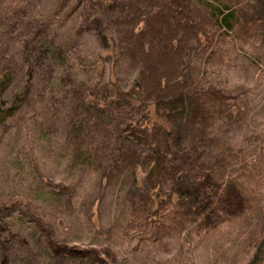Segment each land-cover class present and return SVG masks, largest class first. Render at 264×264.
Masks as SVG:
<instances>
[{
  "label": "rangeland",
  "instance_id": "rangeland-1",
  "mask_svg": "<svg viewBox=\"0 0 264 264\" xmlns=\"http://www.w3.org/2000/svg\"><path fill=\"white\" fill-rule=\"evenodd\" d=\"M222 9L230 11L233 29L221 24ZM164 12L173 23L153 46ZM119 32L132 37L128 57L164 105L204 81L240 95L216 105L208 119L218 142L204 160L218 180L242 189L250 206L243 215L211 228L195 204L186 207L189 201L174 195L162 207L172 236L164 242L136 238L127 218L142 189L131 160L115 163L121 154L115 142L96 170L75 161L76 133L66 123L93 100L114 97L110 45ZM175 36L182 39L175 61L180 70L159 67L161 44ZM54 40L62 52L51 70ZM4 70L9 79L0 84V105H10L15 93L23 101L0 120V264H264V0H0ZM129 74L117 75L126 84L118 104L134 88ZM163 76L172 80L161 82ZM185 136L179 132L175 144ZM57 244L83 256L57 252Z\"/></svg>",
  "mask_w": 264,
  "mask_h": 264
},
{
  "label": "trees",
  "instance_id": "trees-1",
  "mask_svg": "<svg viewBox=\"0 0 264 264\" xmlns=\"http://www.w3.org/2000/svg\"><path fill=\"white\" fill-rule=\"evenodd\" d=\"M171 14L174 15V13ZM162 15L167 22L164 21L157 36H152L151 45L153 46L160 44L167 34L163 31H167V27L173 23V20L166 17L165 12ZM230 16V11L226 12L222 9L221 24L227 25V29H233ZM128 20L129 17L126 16L125 21ZM142 37L143 35L137 34L134 41L140 43ZM111 40L110 61L114 65L110 68L112 76L110 81L115 86L114 97L109 102L93 100V106L87 107L83 113H76L77 119L71 116L66 125L76 133L73 145L76 152L73 155L75 161L79 162L84 170L85 168L96 170L105 164L116 142V148L121 154L113 157L115 163L119 165L120 161L124 160L128 165V160H131V165L135 168L134 179L137 178V173L141 175L139 184L142 193L139 194V199L134 198L130 218H127L128 229L130 231L133 228L136 229L134 237L145 235L144 237L164 242L166 238L172 236L170 224L164 219L162 207L174 195H177L179 200L189 201L186 207H192V203L195 204V210L204 214L206 224L211 228L223 220L238 217L247 212L250 206L242 189H238L233 184H225L224 180H218L204 160L206 150H212L218 142L217 133L208 119L212 118L216 105H230L228 100L240 99V95H237L233 89L235 94L230 91L231 89L224 90V87L216 89L213 84L207 86L204 81L181 89L174 104L164 105L165 99L160 97L159 93L154 94L150 91L145 81V73L136 65L134 68L133 61L128 57L132 37L119 32L117 37ZM181 40L175 36L168 44H161L157 54L159 67L166 65L173 70H180L178 62L175 61L178 59ZM122 42H126L125 45L114 50V47ZM51 43L54 45L53 47L50 45L52 61L50 68L53 70L56 66L55 59L62 51L60 48L57 49L55 40ZM140 51L144 55L150 54L148 48ZM142 64L147 65L146 60ZM113 67L118 68L119 72L117 73ZM121 72L126 74L131 72L134 75L131 83L134 88L130 92L131 96L125 98L122 104H118L122 97H126V91H124L126 84L120 82L117 77ZM7 78L9 79V71H2L0 73L2 87L6 85ZM158 79L166 84L172 80L164 76ZM66 85L69 86V83ZM22 101L23 95L15 93L10 105H0V120H5L21 105ZM237 103V101L232 102L233 105ZM115 105H119L116 110H114ZM91 108L95 113L89 118L84 117L82 114L90 111ZM95 125H97L98 133L93 132ZM178 125H181V130H178ZM179 132L186 136L177 146L175 139ZM70 148L68 146L67 151L72 150ZM144 190L148 192V195L143 194ZM126 232L127 236L131 237V233L127 230ZM55 250L60 253H71L74 257L83 256L82 250L74 249L67 244H57ZM85 250L88 251L83 249ZM93 252L97 251L93 250ZM95 256L99 260L98 253Z\"/></svg>",
  "mask_w": 264,
  "mask_h": 264
}]
</instances>
